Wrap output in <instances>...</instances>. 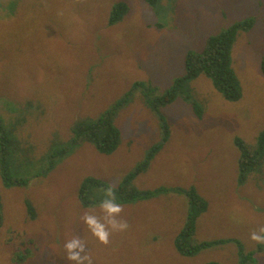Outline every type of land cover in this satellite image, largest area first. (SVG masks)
<instances>
[{"label": "rangeland", "instance_id": "rangeland-1", "mask_svg": "<svg viewBox=\"0 0 264 264\" xmlns=\"http://www.w3.org/2000/svg\"><path fill=\"white\" fill-rule=\"evenodd\" d=\"M117 1L128 12L110 26ZM156 7L147 0H0V136L12 143L5 174L11 179L12 161L17 178L26 180L8 185L0 172V264H69L64 244L76 236L93 264H264V245L250 239L264 227V0H158ZM251 18L250 30H236ZM219 36L232 39L229 70L240 93L229 94L232 99L222 89L234 85L219 89L201 59L187 66L189 55L204 57L209 40ZM197 67L201 71L184 87L186 100L160 105L146 98L148 89L153 98L165 96ZM123 99L114 126L128 142L142 128L172 132L168 148L131 179L132 186L188 188L184 166H199L195 151L206 157L207 171L192 185L203 191L211 212L203 236L191 237L185 254L172 237L178 218L168 196L141 203V214L137 201L119 203L116 219L128 228L111 232L106 245L83 223L85 214L103 220L99 203L85 205L80 198L86 181H95L90 168L104 170L108 179L96 178L102 184L91 183L87 197L104 199V189H119L151 148L133 144V156L126 147L127 157L105 163L82 151L85 143L65 150L75 135L89 134L79 123L98 120ZM239 142L258 163L241 181ZM204 245L212 252L200 260Z\"/></svg>", "mask_w": 264, "mask_h": 264}, {"label": "trees", "instance_id": "trees-1", "mask_svg": "<svg viewBox=\"0 0 264 264\" xmlns=\"http://www.w3.org/2000/svg\"><path fill=\"white\" fill-rule=\"evenodd\" d=\"M149 1L150 6L156 7V3L158 0H147ZM157 8V7H156ZM128 12V6L123 1H120L118 3H115L112 7L111 12V18L109 20V25L114 26L117 23H119L123 17ZM1 16V14H0ZM254 25V18L249 19L247 22L243 24H237L236 30H250ZM231 42L232 39L221 37L218 38L214 37L209 40L207 43L206 50L204 52V57L202 55L192 56L189 55L187 59V66L193 65V63L199 62V59L202 60V63H205V67H203V71L205 74L217 85L219 89H222L223 87L227 86L229 83L234 85L233 88L227 89L224 88L222 91L225 93V96L228 98H233V96H240L239 90L236 86L237 83L234 79L231 77V71L229 70V61H230V50H231ZM78 53V52H77ZM202 57V58H201ZM218 66H221V69H218ZM191 67H189L188 70H190ZM201 70L197 67L193 69L192 74L189 71L188 74H186L181 79L176 80V83L173 85V87L167 92V94L160 98H153L152 92L148 89L145 91V96L147 99L157 100L156 102L160 103V105H164L165 103H172L175 102L179 97L183 96L185 97V88H189L187 85L190 83L195 77V73H199ZM135 86H139V84H136ZM229 94L233 95L230 96ZM127 96L126 98H128ZM125 98V97H124ZM126 100L123 99L119 103H117L116 107L110 110L108 114H104L101 118L98 120H89L84 123H79L77 127L81 130H84L86 132H89V134L83 136L75 135V137L72 139V141L69 143L68 147L65 150L70 149L72 146L77 144H83L86 142H91L92 145L103 154H113L116 152L119 147L122 144V131L114 126L115 120L119 114V111L123 108L125 105ZM196 111L198 114L201 113L199 110V107H196ZM75 128V130L77 129ZM84 127V128H83ZM87 127V128H86ZM3 129V127H0ZM77 131V130H76ZM161 131H163V139H161V142L158 143L156 146H154L151 150H149L148 155L145 156V162L141 165V167L138 168L137 173L130 175L121 185L119 189L113 190L114 195L116 197V202L120 204L129 203L133 201H137L138 204L143 203L144 201L153 200L158 197H162L164 195H169L178 198L179 196H185L188 200L191 201L192 206V221L191 224L186 225V227H183L180 232L177 234L175 241L178 251L182 254L187 253L186 249H190L191 246L188 248H185V243H188L190 238L195 236V232L197 230V227L195 226L194 219L197 215H199L202 212H205L208 208V202L206 199H204L196 190L195 186H192L191 189L183 188V187H161L160 189L156 190H150L148 186L145 184H142V186L146 187L143 189H137L136 187L132 186L131 179L136 178V176L142 174L151 164V162L155 159V157L162 151L164 148V145L168 141L170 137V133L166 127H162ZM3 138L2 144L4 145L0 149V163L1 168L0 172L2 174V181H4L8 185H19L23 186L25 184V179L23 178H17L16 174L14 173L13 164L11 161V179L7 178L6 174L8 172L7 166L8 161L10 159V156H12V143H10L9 136L2 134ZM0 136V143L2 141V138ZM133 137V136H132ZM131 137V140L126 144L127 149L131 151V148L133 146L131 141H134ZM135 143V142H134ZM136 145V144H135ZM239 150H240V158L238 159L239 169H240V177L239 180L241 181V175L244 176L247 174V179L249 178L248 173L250 171H255L257 169L258 163L257 160H254L252 158L251 151L247 149V147L243 144V142L238 143ZM147 157V158H146ZM204 159L201 162H205L206 157H203ZM8 160V161H7ZM55 162H52V165H54ZM202 165V164H200ZM206 166V165H203ZM91 169V168H90ZM254 175V172H252L251 177ZM42 177V176H41ZM91 180H87L85 185L82 187L81 190V200L83 204L90 205L92 203H99L102 199H96L95 201L89 200L87 197V194L90 190V184H102L99 181H96L95 177H89ZM165 186V185H164ZM148 189V190H147ZM190 189V190H189ZM31 210L32 207L30 206ZM3 218L1 215V203H0V228L2 226ZM203 247H206L205 245ZM203 250V249H202Z\"/></svg>", "mask_w": 264, "mask_h": 264}, {"label": "crops", "instance_id": "crops-1", "mask_svg": "<svg viewBox=\"0 0 264 264\" xmlns=\"http://www.w3.org/2000/svg\"><path fill=\"white\" fill-rule=\"evenodd\" d=\"M159 128H160V130H159ZM161 128L162 127H153L152 129L142 128L140 130L139 134H136L132 137L134 141H131V142H132V144H136L135 148H139L140 145H143L145 147H148L151 145V148L146 150L145 153L143 154L144 157L146 155H148L149 150H151L154 146H156L158 143H160L161 139H163L164 136H163V131H161ZM173 128L174 127H172V131H173ZM169 138L170 139L172 138V132H171ZM128 139H129L128 134L122 135V144L114 154H110V155L109 154H103V153H100L97 149H92L93 145L91 142H86L85 144H83L84 147H82V151L86 150L85 152H87L88 154H90V156H92L91 159H97L98 162H104V163L107 162L108 160H111L112 158H116V157L121 156V155H123L124 157H127V154L133 156L134 155L133 151H127V154H126V144L128 142ZM167 142L164 145V148H168L169 145ZM164 148L162 149L161 153L163 152ZM194 153H198V156H200V158H201L199 160V163H198L199 166L196 167V164H197V162H196L195 164H193L191 166L190 165L184 166V168H183L184 169V175H185L183 183L188 181V184L190 185L189 186L190 189L193 186L192 185L193 181L198 180L197 179L198 174L204 173L207 171V168L205 166H202L205 164V162H201L204 159L203 156L201 155V153L199 151H195ZM175 155L176 154H174L173 156L168 157V158L166 156L167 161L172 160L175 157ZM132 156H131V158H133ZM153 161H155V159ZM132 162L135 163L136 161L134 159H131V163ZM129 163H130V161H129ZM200 164H202V165H200ZM91 174H93V176H95V178H97L99 180H107L108 179L106 172L104 170L100 169L99 167L91 168ZM251 181H253L252 177H251ZM145 188L146 187L141 185V189L144 190ZM196 191L200 195L204 194L201 189L200 190L197 189ZM228 192H230L233 195V190H228ZM241 192H242L241 190L236 191V192L234 191V194H240ZM164 196H168L167 199H169V197L172 198V203L169 206V211L171 213H173V216L178 218V220H176L173 224V230L176 229L177 232L179 233L183 227H186V225L191 224L190 223L192 221L191 201H190V199L188 200L185 196H182V197L179 196L178 198L173 197L172 195L171 196L164 195ZM252 198H254V195H252ZM155 199H157V198H155ZM149 201H151V200H149ZM149 201H144V203H149ZM137 205H138L137 211L139 212V214H141L143 205L142 204H137ZM146 207H148V206L146 205ZM210 212H211V207L208 206V208H207V210H205V212L200 213L194 219L195 226L197 227V230L195 232V236H198V237L203 236V232L201 231V227L203 226L202 224L208 220ZM242 214H243V209L241 208L240 211L238 212L239 216L236 218L235 222H238V218L241 219L240 215H242ZM235 222H234V225H235ZM235 227H236V225H235ZM177 232L176 231L172 232V237H173L174 241H175V238L178 234ZM217 246L218 245H216L214 247L216 249H212V250H218ZM207 250L208 249H206V247H204L203 251L200 253L198 259L202 260L203 256H205V254H209L210 252H212V251H207Z\"/></svg>", "mask_w": 264, "mask_h": 264}, {"label": "clouds", "instance_id": "clouds-1", "mask_svg": "<svg viewBox=\"0 0 264 264\" xmlns=\"http://www.w3.org/2000/svg\"><path fill=\"white\" fill-rule=\"evenodd\" d=\"M118 2L120 1L114 2L112 7ZM166 129L170 132V127H166ZM104 194L105 198L102 199L98 205L103 213V220L94 214H85L83 216V223L99 243L106 245L109 242L111 232L126 231L128 225L126 222L118 221L116 219L123 209L121 205L116 202L112 187L109 186L104 189ZM231 226L235 227L234 223ZM250 239L257 244L264 245V227L258 229L257 232L251 233ZM86 249L85 242L79 236L65 242L64 250L69 264H93L92 257Z\"/></svg>", "mask_w": 264, "mask_h": 264}, {"label": "bare ground", "instance_id": "bare-ground-1", "mask_svg": "<svg viewBox=\"0 0 264 264\" xmlns=\"http://www.w3.org/2000/svg\"><path fill=\"white\" fill-rule=\"evenodd\" d=\"M79 3V2H78ZM38 67V66H37ZM77 78V77H76ZM77 80V79H76ZM80 80V79H79ZM78 81V80H77ZM12 192V191H11ZM18 193V192H17ZM11 194V193H10ZM15 194V193H14ZM14 194H12V195H14ZM10 198V197H9Z\"/></svg>", "mask_w": 264, "mask_h": 264}]
</instances>
